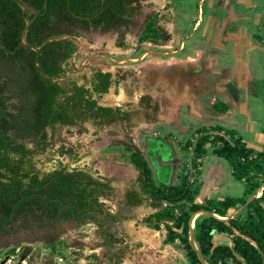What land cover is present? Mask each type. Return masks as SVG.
Listing matches in <instances>:
<instances>
[{"label": "rangeland", "instance_id": "rangeland-1", "mask_svg": "<svg viewBox=\"0 0 264 264\" xmlns=\"http://www.w3.org/2000/svg\"><path fill=\"white\" fill-rule=\"evenodd\" d=\"M165 3V0H143L127 30L117 28L103 33L84 30L74 39L78 49L72 68L83 66L87 75L93 68L117 73L119 78L98 101L118 105L128 116L110 125L86 121L82 124L84 130L79 126H58L52 131L51 145L37 155L42 170H50L61 161L69 169L82 168L109 179L111 190L101 200L116 215L110 229L123 239L124 245L108 247L100 236L99 226L90 219L61 221L1 235V257L17 247L20 257L21 250L28 247L27 264H191L178 241L163 243V225L157 230L144 221L156 210L149 199L137 206L126 205L125 192L139 186L137 170L123 144L128 141L141 149L157 182L174 183L187 156L178 143L189 138L195 128L218 122L213 108H209L213 94L220 96L227 90L232 95L240 88L234 116L237 125L233 128L249 145L264 150V0ZM157 10L160 13L155 16L156 21L175 42L137 43V33ZM122 33L126 49L115 46ZM174 64L175 69L169 70ZM176 66L186 71L191 67L188 75L176 73L182 81L190 76L191 92L188 88L177 90L175 77L170 75ZM224 74L229 80L216 81L212 77ZM148 84L155 89H144ZM143 94L149 98L141 101L139 97ZM200 114L206 119H198ZM62 148H72V152L62 154ZM218 162L223 163L218 178L220 186L210 191V198L243 197L245 183L232 176L230 165L222 158L206 156L203 179L212 163ZM201 198L202 195L197 196L196 201L201 202ZM202 214H197L193 224ZM214 240L229 243L220 235ZM94 253L96 258L92 256Z\"/></svg>", "mask_w": 264, "mask_h": 264}, {"label": "trees", "instance_id": "trees-1", "mask_svg": "<svg viewBox=\"0 0 264 264\" xmlns=\"http://www.w3.org/2000/svg\"><path fill=\"white\" fill-rule=\"evenodd\" d=\"M25 1L39 13L23 9L13 0H0V107L4 112L0 118V215L10 216L21 196L39 194L47 200L58 199L72 205L78 214L93 213L98 218L107 212L102 232L112 242L123 243L110 229L116 215L109 213L101 200L111 190L109 179L82 168L70 170L61 161L50 170H42L38 166L39 153L29 151L25 141H38V144L45 141V128L50 124H69L84 130L82 124L86 120L110 125L127 118L128 113L120 107L97 103L98 97L109 89L110 72L95 74L98 81L93 90L97 98L74 81L66 93V88L52 77L63 75L61 62L76 49L73 40L64 35H80L82 30L78 27L101 30L128 27L132 17L139 13L142 0H46V6L45 0ZM27 22L24 38L38 50L20 45ZM155 22V17L146 22L143 39L155 36ZM12 98L17 102H10ZM213 107L219 112L228 109L220 99ZM123 146L130 152L129 160L137 170L139 186L126 192L125 203L137 206L150 200L156 210L144 217V221L157 230L164 226L163 243L178 241L191 264H202L189 241V220L196 211H211L219 217L203 213L193 227L194 240L208 264H264V150L250 146L236 129L218 123L199 126L189 138L178 143L187 156L177 172V181L169 183L155 180L141 150L129 144ZM61 152L71 153L72 148H62ZM208 153L226 160L232 176L245 183L243 197L196 201L203 185V164ZM242 205L244 208L235 216L227 220L220 218ZM84 220L75 218L69 209L32 199L19 206L14 222L17 227L14 223L0 222V236L31 225ZM217 235L224 236L229 243L216 242ZM21 253L29 254V248L24 247ZM92 256L96 258L95 253Z\"/></svg>", "mask_w": 264, "mask_h": 264}, {"label": "flooded vegetation", "instance_id": "flooded-vegetation-1", "mask_svg": "<svg viewBox=\"0 0 264 264\" xmlns=\"http://www.w3.org/2000/svg\"><path fill=\"white\" fill-rule=\"evenodd\" d=\"M143 1V0H142ZM141 1V2H142ZM165 5L166 4H168V2H169V0H165ZM159 13H160V10H157V11H155V13H153V17H155L156 15H159ZM133 18V17H132ZM151 18V17H150ZM149 18V19H150ZM156 18V17H155ZM148 19V20H149ZM157 19V18H156ZM148 20H146V22L148 21ZM146 22H145V24L141 27V30H140V32L139 33H137V35H136V40H137V43H139V42H141V41H144V40H152L154 43H156V45H163V44H165V43H167L168 41H173V42H175V40L174 39H171L170 38V36L166 33V32H164L162 29H161V27L159 26V24H158V22L156 21L155 22V26H156V29H157V31H156V33L154 34L155 36H150L149 38H146V39H143V37H142V35H143V31H144V28H145V25H146ZM130 27V25L128 26V27H126V26H120L119 28H123V30H127L128 28ZM117 29V28H116ZM78 30H82V31H84V30H96V31H99V32H107V31H110V30H112V29H110V30H101L100 28H93V27H90L89 29H83V28H81V27H78ZM175 31H176V29H175ZM63 37H69L70 39H72L73 40V42H74V44H75V41H74V39L75 38H78L79 37V35H64ZM115 46L116 47H118V48H121V49H126L127 48V44L125 43V38H124V33H122V35H121V37H120V39H117L116 40V43H115ZM75 47H76V49H75V51L71 54V56H69L67 59H65V60H63L62 62H61V67L62 68H64V72H63V75H61V76H58V77H52V79L54 80V81H57L59 84H61L64 88H66V93H69L70 91V88L72 87V84H71V81H74L75 83H76V85H78V86H83L84 88H86V89H89L90 91H92V93H93V95H92V97L93 98H97V93H95L94 92V90H93V88H94V86H95V83L98 81V79H94V77H95V74L97 73V72H110L111 74H110V76H109V79H110V81H111V84H110V86H109V89H110V87H111V85H112V83L114 82V81H116L118 78H119V75L116 73L115 75H114V73L112 72V71H110V70H104V69H102V68H93L92 70H91V74L90 75H87L84 71H82V67L81 68H72V61H73V58H74V56H75V53L77 52V49H78V47H77V45L75 44ZM178 47V46H177ZM182 47H183V45H182ZM182 49V48H181ZM180 52V51H179ZM174 67V69H175V64L174 65H170L169 66V70H171L172 68ZM190 70H191V67H190ZM189 69L186 71V69L185 68H183V67H177L176 66V70L172 73V74H170L171 76H174L175 77V79L173 80L174 81V84H175V86L177 87V90L178 91H180V92H182L183 90H187V88L189 89L188 90V92H191V88H192V83H191V81H190V76H188V78L186 79L185 78V80L184 81H182L181 79H180V77L179 76H177L176 75V73L177 72H181L180 74H181V76H182V72H183V74L184 75H188V73H189V71H190ZM198 70V69H197ZM169 77V79H170V76H167V78ZM171 80V79H170ZM150 81V80H149ZM148 81V82H149ZM191 85V86H190ZM196 88V87H195ZM109 89H108V91H109ZM144 89H146V90H148V91H151V90H154L155 89V87H152L151 85H147L146 87H144ZM107 91V92H108ZM156 91H160L159 89H158V87H157V90ZM107 92H105V93H107ZM104 94V93H103ZM103 94H101V96L103 95ZM215 94H213L212 96H214ZM101 96H99L98 98H100ZM211 96V97H212ZM149 98V95L148 94H143V95H140V97H139V100H141V101H143V100H146L147 98ZM63 97H60V99H62ZM144 98H146V99H144ZM211 99V98H210ZM10 102H13V103H15V102H17V99H15V98H12V99H10L9 100ZM216 102V101H215ZM214 102V103H215ZM97 103L99 104V105H104V104H100L99 103V101H97ZM104 106H110V105H104ZM111 107H113V108H116V107H120V106H111ZM188 107V111H189V106H187ZM121 108V107H120ZM121 110H123V108H121ZM208 110H210V109H208ZM212 110V109H211ZM123 111H125V112H127L126 110H123ZM128 113V112H127ZM199 119H206L205 117V115H202V114H200V115H198L197 116ZM86 121H89V120H86ZM85 121V122H86ZM155 121H158V120H156L155 119ZM84 123V122H83ZM58 126H73V125H69V124H60V123H55V124H50V125H48L46 128H45V131H46V133H47V138H46V140L45 141H43V142H41L40 144H38V141H25V144H26V146H27V148H28V150L29 151H31V152H35V151H37L38 153H40L41 151L42 152H45L47 149H48V146L49 145H51V143L52 142H50L51 140H52V138H53V136H54V133L52 132L56 127H58ZM51 131V132H50ZM30 144V145H29ZM125 144H129V145H131L134 149H136V150H141V149H138L136 146H134V145H132L131 144V142H128V141H126L123 145H125ZM72 169H74V168H71L70 170H72ZM129 190V189H128ZM127 190V191H128ZM126 191V192H127ZM126 192H125V196H126ZM108 212L110 213V210H108ZM105 216V217H104ZM108 216V213L107 212H105V213H103V216H100V217H96L97 219H98V221H99V223H97V225L99 226V228H100V236H101V238L105 241V243H106V245H110V247H113V245L114 244H116V243H114V242H112V239L110 238V237H108V236H105L104 235V233L102 232L103 231V229L105 228V225L103 224V219L104 218H106ZM88 218H86V220H87ZM91 220V219H90ZM17 223H14V226L15 227H17ZM18 229H25V228H18ZM12 234V233H11ZM116 235V234H115ZM118 237V236H117ZM124 243V242H123ZM122 243V244H123Z\"/></svg>", "mask_w": 264, "mask_h": 264}, {"label": "water", "instance_id": "water-1", "mask_svg": "<svg viewBox=\"0 0 264 264\" xmlns=\"http://www.w3.org/2000/svg\"><path fill=\"white\" fill-rule=\"evenodd\" d=\"M14 2L18 3L23 9H29L30 11L34 12L35 14H38L39 13V10L32 6L29 2L25 1V0H13ZM45 6H46V0H45ZM29 25V22H27V25H26V28L24 29L23 31V34H22V39L20 41V45H25L27 47H30L34 50H38V47H35V46H32L30 44H28L25 40V33L27 31V27ZM0 111H1V114H0V118H2L3 116V110L2 108L0 107ZM1 137L2 139L4 140L5 143H7V140L5 138V135L1 132ZM17 145H20L21 142H17L15 143ZM264 185V183H263ZM262 185V187H263ZM256 195L252 196L251 198H249L247 200V202L249 200H251L253 197H255ZM32 199H39L40 202L44 205H50V204H56L58 205L60 208L62 209H69L71 212H72V215L77 218V219H91L94 223H99L98 219L95 217V215L93 213H84V214H78L72 205L70 204H64L63 202H61L60 200L58 199H45L44 197H42L41 195L39 194H32L30 196H21L16 202L15 204L13 205L12 207V210H11V214L10 216H5V215H0V222L2 223H5V224H12L15 222L16 218H17V215H18V208L19 206L25 202V201H29V200H32ZM245 205H242L240 206L238 209H236V211H233L229 216H225V217H220L221 219L223 220H227L233 216H235L237 213H239L243 208H244ZM199 213H207V214H210V215H215V216H218L216 214H214L213 212L211 211H205V210H200V211H196L194 212L191 217H190V220H189V223H190V232H189V241H190V244L191 246L195 249V251L197 252L202 264H208V262L206 261V259L204 258V256L202 255L200 249L198 248L195 240H194V235H193V227H194V224H193V221L195 219V217L197 216V214ZM219 217V216H218ZM124 245V243H116L114 244L113 246H122ZM108 247H110V245L108 244L107 245ZM23 258V257H22Z\"/></svg>", "mask_w": 264, "mask_h": 264}, {"label": "crops", "instance_id": "crops-1", "mask_svg": "<svg viewBox=\"0 0 264 264\" xmlns=\"http://www.w3.org/2000/svg\"><path fill=\"white\" fill-rule=\"evenodd\" d=\"M223 68L225 69V67H223ZM216 74H218V73H216ZM212 77L216 81L219 80V79H220V81L222 79H223V81L229 80V77L227 76V74L219 75V76L218 75H216V76L213 75ZM231 93H230V91L223 90L221 92V95L220 96H217L215 94L214 96L211 97L210 102H209V106H210L209 108H211V107L213 108L212 110L216 113V114H213V115H216V119H218V122H215V123H218L220 125L224 124L225 125L224 127H226V128H233V127H235L237 125L236 122H235L236 119H235L234 116H235V110H236V107L238 106V102H239V98H240V96H238L237 94L238 93H241V89L239 88L238 91H235L233 93L234 95L233 94L231 95ZM217 99H220L221 101H223L224 103L227 104L228 109L225 112H219V111H217V110L214 109L213 103L215 101H217ZM205 121H208V120H205ZM210 124H212V123H210ZM233 129H235V128H233ZM209 154H211V153H208L207 155H209ZM206 156H205V158H206ZM204 161H205V159H204ZM222 164H223L222 162L212 163L211 169L209 170L208 175H206L205 178L203 179V185H202V187L200 189L199 194L197 195L198 198H200V196L202 195V198H201L202 201H204V199H206V198H210V196H209L210 194L209 193H210V191H212V189L219 188L220 183L218 182V178L222 174V171H221ZM209 177H210L211 180H209ZM207 180H209L208 183H207ZM209 183H210V185H209ZM235 197H238V196H235ZM243 215H244V213H242V216Z\"/></svg>", "mask_w": 264, "mask_h": 264}, {"label": "built area", "instance_id": "built-area-1", "mask_svg": "<svg viewBox=\"0 0 264 264\" xmlns=\"http://www.w3.org/2000/svg\"><path fill=\"white\" fill-rule=\"evenodd\" d=\"M29 256V254H24L19 257V247H17L13 252L7 254L6 256H0V264H27Z\"/></svg>", "mask_w": 264, "mask_h": 264}]
</instances>
